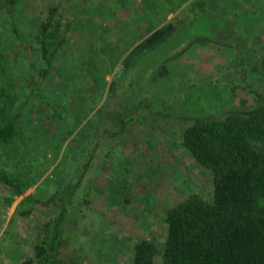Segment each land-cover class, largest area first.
<instances>
[{"label":"rangeland","instance_id":"obj_1","mask_svg":"<svg viewBox=\"0 0 264 264\" xmlns=\"http://www.w3.org/2000/svg\"><path fill=\"white\" fill-rule=\"evenodd\" d=\"M194 1L0 0L9 71L23 90L17 104L26 141L19 159L0 149V168L37 176L10 204L0 184V264H21L46 238L43 224L56 216L57 197L70 183L78 185L62 225L64 264H132L139 238L163 241L167 208L191 193L211 199V172L182 146L180 117L211 114L240 97L250 106L244 83L264 93V0H215L201 14L190 9ZM50 5L60 12L65 42L35 86L36 68L44 67L35 33ZM246 9L257 18L249 19ZM168 22L176 32L123 67L129 50ZM197 36L202 40L190 45ZM44 95L57 115H50ZM111 98L119 110L147 103L139 113L166 117L132 126L82 171L97 128L89 119L95 125V111ZM25 196L33 201L22 202Z\"/></svg>","mask_w":264,"mask_h":264},{"label":"trees","instance_id":"obj_2","mask_svg":"<svg viewBox=\"0 0 264 264\" xmlns=\"http://www.w3.org/2000/svg\"><path fill=\"white\" fill-rule=\"evenodd\" d=\"M13 1L4 0V4ZM185 1L181 0L179 6ZM209 2L215 0H195L190 9L201 14ZM243 11L249 19L257 18L255 10ZM176 26L168 22L153 29L125 55L123 67L132 63L133 56L140 58L149 49L160 45L176 32ZM61 30L60 12L56 6L50 5L39 19L35 33L44 63L43 68H36L38 79L35 86L54 67L56 53L65 42V32ZM200 40L202 38L197 36L190 45ZM158 72L161 75L167 72L164 62ZM240 87L244 93L251 94L253 104L250 106L246 105L248 101L244 97H240L237 103L234 101L220 111L180 117L186 123L180 132L182 146L197 163L211 172V199L191 193L167 208L163 241L157 245L152 238H139L131 249L132 264H155L156 257L160 259L159 264H264V93L246 83ZM234 89L232 84V99ZM22 91L16 87L10 74L7 48L0 28V149L16 159L23 156L19 151L26 146L19 121L21 104H17ZM43 99L50 115H57L55 105L47 100V95ZM137 107L138 110L122 111L112 98L110 101L105 99L94 113L95 125L92 122L94 117L89 119L90 125H97V128L82 171L89 168L101 147L107 151L132 126L148 118L159 120L166 117L161 111L139 113L141 108L149 107L147 103H139ZM77 138L80 137L75 140ZM36 177L28 178L0 168V184L10 194L6 203L10 204L13 196L22 195ZM77 185L70 183L61 188V195L57 197L59 211L43 224L46 238L32 245L31 255L21 264H64L59 257L64 243L62 225ZM55 197L54 194L49 200ZM24 201L33 199L25 196Z\"/></svg>","mask_w":264,"mask_h":264}]
</instances>
